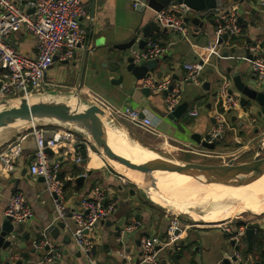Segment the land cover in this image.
<instances>
[{
	"label": "crops",
	"instance_id": "obj_1",
	"mask_svg": "<svg viewBox=\"0 0 264 264\" xmlns=\"http://www.w3.org/2000/svg\"><path fill=\"white\" fill-rule=\"evenodd\" d=\"M133 1L84 0L90 17L81 20V26L85 31V46L78 49L73 59L69 61H54L45 73V81L52 84V87H63L70 92H85L100 97L117 108L127 107L150 116L153 129L145 130L151 139L145 138L147 141L145 146L179 157L199 155L210 158L214 154L233 151L234 148L229 147L236 144L249 145L258 136H264V117L258 114L259 107L254 102L248 101L244 106L240 104L235 111H224L217 95L219 82L223 78H228L240 103L241 94L234 88L232 81L234 73L244 83L255 85L247 48L249 45L259 44L264 52V6L259 0H227L220 8L210 10L203 17H199L200 13L187 7L184 22L196 51H193L188 43L175 40L169 28L158 25V31H150L147 39L154 40L164 50L158 56L157 67L147 75H152L156 79L169 78L178 81L185 75L184 63L197 61L199 55L205 59L200 84L195 85L187 81L182 83L180 104H184L185 107L176 121L168 119L165 115L164 91L145 92L140 85L141 81L135 80L130 73L112 72L107 66V63L122 57L132 48L139 50L146 48V44L142 48L139 47V40L142 38V28L153 21L154 11L147 6L134 7ZM217 9L235 14L240 34L227 36L220 41L216 39L214 11ZM131 38H135V41L124 52L115 48V45L127 43ZM9 41L21 53L34 55L35 39L28 30L22 29L13 34ZM215 41L218 45L214 52H210L207 45ZM119 75H122V81L113 82ZM204 81L208 82L206 89L202 88ZM193 108L198 111L196 117L189 115ZM218 114L223 118L222 132L212 139L215 143L213 147H205L192 136L199 135L201 140L209 142L211 138L209 131L216 124L215 116ZM104 117L108 118L107 115ZM113 123L118 127L120 124H126L130 135L140 141L135 135L137 131L131 130L137 129L138 126L135 127L122 116H116ZM48 124L42 126L46 130V135L52 136L56 129L55 123ZM34 146L33 138L28 135L23 141L21 158L15 165L14 173L8 177L2 175L0 179V224L4 219L7 199L15 191L25 195L34 213L32 219L14 230L15 236L11 239V244L8 247H0V264H34L40 256L50 250L62 252L69 264H91L87 256L77 249L65 227H58L60 222L53 220L50 196L44 189L42 181L39 179L32 181L29 176V159ZM92 154L96 158L95 162ZM75 156L80 155L76 153ZM107 166L106 159L93 151L85 162L81 160L80 163H76L71 157L63 158L59 175L64 182L65 203L76 208L80 199L93 186L104 187L105 202L112 205L114 211L104 221L96 224L89 233L94 241L91 257L96 264H137L140 256L139 238L142 235L164 238L172 217L151 207L144 195L130 185L115 181V176L110 174ZM80 176L83 178L79 181L77 179ZM133 219L139 221L137 229L126 234L120 242L118 240L120 230ZM224 223H228L234 230L239 226H245L239 244L234 243L230 234L222 230L221 225L184 226L179 222L181 228L177 233V239L160 252L162 263L227 264L230 262L229 257L236 250L240 253L241 264H264V211L247 221ZM50 225L58 229L56 237L47 231ZM247 228L254 231L252 248L249 247L245 236ZM43 234L47 237L48 244L43 248H35L33 241L41 240ZM6 239H9V235Z\"/></svg>",
	"mask_w": 264,
	"mask_h": 264
},
{
	"label": "built area",
	"instance_id": "obj_2",
	"mask_svg": "<svg viewBox=\"0 0 264 264\" xmlns=\"http://www.w3.org/2000/svg\"><path fill=\"white\" fill-rule=\"evenodd\" d=\"M264 6V0H259ZM142 1L134 0L133 6H138ZM32 9V12L28 10ZM184 5H168L159 11H154L153 21L160 27L169 28L177 41H184L196 51V46L191 39L189 29L184 22L187 12ZM216 18L215 37L219 40L222 35L234 36L240 34V27L234 13L217 9L214 11ZM82 18H90L84 6V0H0V102L29 98L33 95L47 93L52 84L45 81V73L54 61H69L73 59L76 51L85 46V31L81 26ZM28 30L35 39V53L28 56L18 51L11 45L10 37L21 31ZM217 42L208 43L207 49L214 52ZM250 54V69L254 76L256 87L264 86V52L259 44L248 46ZM164 48L154 40L147 39L146 48L139 50L130 49L127 54L133 58L136 64L148 59L158 57ZM197 61L183 64L185 75L181 80L172 81L169 78L156 79L152 75L145 76L141 87L149 90L164 91L172 85V89L165 97V115L172 112L182 100L181 86L183 82H191L199 85L204 68L205 59L199 55ZM88 94V93H87ZM217 95L225 110H238L239 97L234 92L231 80L223 78L217 87ZM93 104L104 111L108 119L115 120L116 116L124 117L131 124L144 130L153 129V121L150 116L138 117V111L129 108H117L100 97L90 95ZM192 117L198 116V111L193 108L189 111ZM216 124L209 131L210 139L219 135L223 128V118L220 114L215 116ZM30 135L35 143L34 150L29 159L28 173L32 181L42 178L44 189L50 196L53 220L62 222L65 229L73 238L77 249L84 253L91 264H96L91 257L94 241L89 233L100 221H104L114 211L112 205L105 202V188L99 185L93 186L84 195L76 208L69 207L65 203L64 182L60 178L62 159L71 157L76 163H80L81 157L75 156V145L82 143L87 155L92 152L90 143L68 128H56L52 136L46 135V130L38 123H29V126L19 132L0 151V179L12 175L15 165L21 158L23 141ZM49 149L50 153L46 152ZM114 168V167H113ZM115 169V168H114ZM116 170V169H115ZM118 172V171H117ZM112 173V172H111ZM121 182L126 178L119 175ZM1 195V189H0ZM33 209L20 191L13 192L7 199L4 209V219L18 227L32 219ZM139 221L133 219L120 230L118 240L120 242L126 234L136 230ZM224 232L230 234L235 244L240 243L245 226L232 229L228 223H220ZM179 220L175 215L164 238L142 235L139 238L140 256L137 264H163L160 259L162 249L169 247L177 239V231L180 229ZM1 229V224H0ZM15 233L9 234V239H14ZM48 244L47 237L33 241L35 248H43ZM227 264H241V256L234 251ZM69 264L66 257L58 250L46 251L34 264ZM225 264V263H218Z\"/></svg>",
	"mask_w": 264,
	"mask_h": 264
},
{
	"label": "water",
	"instance_id": "obj_3",
	"mask_svg": "<svg viewBox=\"0 0 264 264\" xmlns=\"http://www.w3.org/2000/svg\"><path fill=\"white\" fill-rule=\"evenodd\" d=\"M227 0H144L139 5L141 7L147 6L153 11H159L163 7L168 5H184L188 7L190 10L195 11L199 14V17H203V15L214 8H220L223 4L226 3ZM28 12H32V9L28 10ZM196 20V19H195ZM159 26L154 22L150 21L142 28V38L139 40V47L142 48L146 44V39L149 36L150 31H158ZM227 34H224L220 39H225ZM135 38H131L127 43H122L115 45V48L119 51H125L134 43ZM159 63V58L155 57L153 59H148L142 63L136 64L133 61V58L128 54L123 55L122 57H118L115 61L107 63L109 66V70L112 72H117L121 74L123 71L130 73L135 80L141 81L150 71L155 69ZM160 75V73H159ZM176 79V77H174ZM122 81V75L113 82L120 83ZM233 85L234 88L241 94L240 104L242 106L246 105V102L252 101L258 107L259 115H263L264 117V87L259 89L255 85H249L241 81L236 73L233 74ZM208 86V82L204 81L202 83V88L206 89ZM172 89V85L168 86L167 90H164V93L167 94L168 91ZM143 91L148 92L149 89L143 87ZM49 92L33 95L29 98H19L16 100L4 101L0 102V128L7 125L8 123L24 120L25 123H37L39 120H51V122L56 121L62 123L65 127L76 134L83 136L88 140V142L93 146V148L97 149L100 154L107 160L109 159L114 164L121 165L128 169L133 173H141L147 176L151 181H159V180H169L165 178H171L178 176L180 172H176L163 164H160L157 161L151 159H142L140 157H129L116 148L115 141L110 137L108 132V126L113 127L115 126L117 130L120 128L112 122V120L108 119V123L102 120L104 117V111L100 109V107L96 104H89L83 111L76 112L71 110H62L54 107H50L47 105H27L25 103L32 100L34 97L46 96ZM19 102V103H18ZM18 103V104H17ZM24 104V105H23ZM8 105H11L9 107ZM63 105V104H61ZM64 106V105H63ZM184 104H179L172 112L167 113L166 117L172 121H176L182 112L184 111ZM139 118H143V113L138 114ZM113 127V128H115ZM194 139L200 142L205 147H213L214 142H207L200 139L199 135H193ZM116 146V147H115ZM130 146V145H129ZM75 151L79 153L81 160L85 162L87 160V152L86 148L82 143L75 145ZM47 153H50L49 149H46ZM104 154V155H103ZM154 161V162H153ZM110 164V162L107 160ZM158 163L159 165L155 164ZM190 164V163H186ZM111 165V164H110ZM242 165L246 169L245 171L239 175L237 178L234 179L229 185H240V183L245 182L253 173H256L258 170L264 168V156L259 158H254L248 162H244ZM236 166V165H234ZM231 166V167H234ZM199 168V172L202 170L203 167H228L227 165H210V164H200L197 165ZM117 170V169H116ZM188 171V170H187ZM82 176L79 177L77 180H82ZM42 181V178H39ZM211 184H204L202 190H213L210 187ZM193 187H201L192 185ZM58 227L63 228L64 224L62 222L58 223ZM17 227L12 225L8 219H3L1 222V229H0V247H8L11 244V239H6V236L9 235L11 232ZM47 231L52 233L53 237H56V233L58 229L53 226H49ZM178 232V231H177ZM245 236L248 241V245L252 248L253 245V236L254 231L252 228H247L245 231ZM138 262V261H137Z\"/></svg>",
	"mask_w": 264,
	"mask_h": 264
},
{
	"label": "rangeland",
	"instance_id": "obj_4",
	"mask_svg": "<svg viewBox=\"0 0 264 264\" xmlns=\"http://www.w3.org/2000/svg\"><path fill=\"white\" fill-rule=\"evenodd\" d=\"M48 92L49 93L46 96H52L56 99H61L63 102V105L66 104V106L68 107V110H71V111L74 110L76 112H81L89 104H91L90 102L91 97L89 96V94L85 92H81V91H75V92L71 91L70 92V91L64 90L63 87L60 88L57 86H53L52 88H49ZM36 98L38 97H34L33 100ZM73 98L74 100L75 99L76 100L74 101ZM8 106L11 107V105H8ZM103 119L104 121H106V123H108L107 117H103ZM37 123L41 125L44 124L46 126L49 125L48 123H55L56 128L65 127L60 122H56V121L51 122V120H47V119L39 120ZM28 126L29 124L25 123L24 120H18V121L8 123L7 125L1 127L0 128V151L7 145L8 142H10L17 134H19V131H22V130L24 131ZM126 126H127L126 124H120L119 130H117L115 126H113L115 128L113 127L111 128L117 133H119L122 137L126 138L129 142H131L132 145L134 144L135 147L140 148L144 153L153 157L154 161L157 160V162H159L160 164L165 163V165L163 164L164 166L176 172L183 173L181 175H184L187 170L193 171V172L195 171L194 173H192L193 175L195 173H198L199 168L197 167V165H200V164L227 165L228 167L236 165L234 167H231V168H235V167L242 166V165H237V164H242L254 158H259V157L264 156V136L262 135L258 136V138L255 139L253 142L249 143V145L248 143L246 144L239 143L238 145L236 144L234 146L231 145L233 147H229V148L231 149L234 148L233 151H228L222 154H214L210 158L201 157L199 155L179 157L172 153L157 151V150H154V149H151L145 146L147 142L145 138L147 137L149 140L151 139L146 134L145 130L140 129L135 126L137 129H131V130L137 131L135 135L141 141V142L140 141L138 142L137 140H135V138H133L130 135V133L128 132V128ZM90 146L93 152L97 153L99 156H102L100 152L97 149L93 148L91 144ZM242 146H246V147L244 148ZM186 163H190V164H186ZM110 164L108 163L107 167L109 168L108 170L110 174L111 175L113 174L115 176L114 177L115 181H118V182L120 181L119 175L126 178V181H124V183L126 185H130L132 188H134L135 190L140 192L142 195H144L146 202L151 207L158 209L159 211L168 213L169 215H171L172 218L176 215L180 224L184 226L186 224H204L205 225V224H219V223H224V222H234L237 220L247 221L248 219L253 218L254 216H257L259 213L264 211V190L260 189L259 184L255 185V186H258L257 189H250L252 187L242 188L239 191H233L229 194L206 193V192H200V191L198 193L197 192L193 193L186 189L184 191H180L182 189L178 188L177 190L175 189L176 187L169 186V185H164V186L158 185L157 186L150 179H143L141 175H138V178L140 180L143 179V182H141L142 184H145L148 187H150V184L152 183L154 184L151 186L156 191H146V189H143L145 187H141V186L139 187L135 184L136 177L134 178L132 175L126 176L121 171L120 168H115L112 164L111 165ZM113 167L117 170H115ZM218 169L227 170L230 168L218 167ZM131 178L132 179L134 178V182ZM243 191L246 194L247 193L248 194L247 195L244 194ZM234 195L236 196L238 195L239 197H241L242 205L240 203L239 208H237L236 210L227 209L226 211L225 208H222L223 205L228 206V207L231 206V208L233 206L237 207V204L232 202L233 199L235 200L236 198ZM244 199L246 200V203ZM215 213H218V217L216 219L213 217Z\"/></svg>",
	"mask_w": 264,
	"mask_h": 264
},
{
	"label": "bare ground",
	"instance_id": "obj_5",
	"mask_svg": "<svg viewBox=\"0 0 264 264\" xmlns=\"http://www.w3.org/2000/svg\"><path fill=\"white\" fill-rule=\"evenodd\" d=\"M73 100H74V98H73ZM25 104H27V105L40 104V105H47V106L58 108V109H62V110H68V107L66 106L65 103H64L65 104L64 106L61 105V104H63L61 99H56V98H54L52 96H40V97H38V98H36L34 100L33 99L29 100V102H27ZM102 120L104 121L103 117H102ZM108 132H109L110 137L115 141V144L117 146L116 149L118 151H120L121 153H123V154H125V155H127L129 157H140L142 159H151V161H152L153 157H151L148 154L144 153L140 148L135 147L134 144L132 145L131 142H129L126 138L122 137L119 133L114 131L109 126H108ZM92 157H93L92 159H94L93 162H95L96 158H95L94 154H92ZM107 160L115 168H120L121 171L126 176L132 175L134 178L136 177L135 184L137 186H139V187L140 186L141 187H145L143 189H146V191H156L151 186V185H154V184L157 185V186L158 185L159 186L169 185V186L176 187L175 189H177V190H178V188L182 189L180 191H184L186 189V190H188L190 192H193V193H196V192L198 193L200 191V192H206V193H226V194H229V193H231L233 191H239L242 188L252 187L250 189H257L258 186H255L257 184H259L260 189L264 190V183H263V181H264V168L261 169V170H258L256 173H253L248 179H246L245 182L240 183V185H229V184L232 181H234L235 178H237L239 175H241L245 171L246 168L244 166L230 168V169H227V170L218 169V167H203L200 172L195 173L194 175L192 173H194L195 171L194 172L193 171H186L184 175L180 174V175L175 176V177L165 178V179H169V180L152 181L154 184L152 183V184H150V187H148L147 185L141 183V182H143V179H149L144 174L133 173V172L129 171L128 169H126L125 167H123L121 165H118V164H114L109 159H107ZM155 164L159 165L158 163H155ZM163 164L165 165V163H163ZM185 169H186V167H185ZM138 175H141L143 177V179L140 180L138 178ZM134 178L133 179L131 178L133 180V182H134ZM207 183L211 184L210 187L213 190H202V189H204L202 187V185L207 184ZM192 185L201 186V187H197L196 188V187H193ZM243 193L246 194L244 191H243ZM238 195L237 196L234 195L236 197L235 200L233 199V201H232V199H231L232 202L237 204V207L233 206L231 208V206H229L230 207L229 208L228 206H224L223 205L222 208H225L226 211H227V209H232V210L235 209L236 210L237 208H239V205H240L242 199ZM234 196H233V198H234ZM229 197H230V195H229ZM247 197H249V196H247ZM215 202H217V201H215ZM245 203H246V200H245ZM241 205H242V203H241ZM240 209H242V208H240ZM213 217L216 219L218 217V213H215L213 215Z\"/></svg>",
	"mask_w": 264,
	"mask_h": 264
},
{
	"label": "trees",
	"instance_id": "obj_6",
	"mask_svg": "<svg viewBox=\"0 0 264 264\" xmlns=\"http://www.w3.org/2000/svg\"><path fill=\"white\" fill-rule=\"evenodd\" d=\"M224 111H226L225 108H224Z\"/></svg>",
	"mask_w": 264,
	"mask_h": 264
}]
</instances>
